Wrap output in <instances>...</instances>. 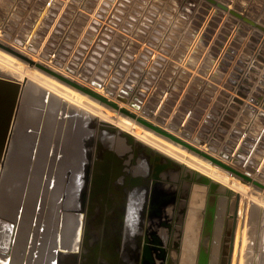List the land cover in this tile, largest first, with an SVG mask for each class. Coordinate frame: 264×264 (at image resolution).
Segmentation results:
<instances>
[{
	"label": "rangeland",
	"instance_id": "374dc122",
	"mask_svg": "<svg viewBox=\"0 0 264 264\" xmlns=\"http://www.w3.org/2000/svg\"><path fill=\"white\" fill-rule=\"evenodd\" d=\"M216 1L264 27V0ZM0 31L11 41L24 44L45 63L67 67L80 79L105 90L114 100L126 101L149 118L154 117L171 132L177 131L214 150L220 147L224 156L234 158L239 165L245 164L248 170L244 171L249 176H253L250 170L264 178L263 31L205 0H0ZM26 64L25 70L30 71L32 67ZM23 104L20 98L17 109ZM69 117L63 114L57 119ZM112 133L114 131H107V135L118 137ZM120 139H124L123 136ZM82 145L91 149L94 141L83 143L82 140ZM125 146V156L122 154L124 170L134 177L136 174L131 170L138 164L141 152H133L128 140H125ZM104 149L101 145L96 150V158L103 169L107 167V159H103L106 164L100 163ZM143 157L148 163V155ZM152 167L147 164L149 171ZM147 174L148 171L144 175ZM161 174L160 180L154 181L150 175L146 176L149 184L144 188V202L140 208L144 210L134 222L135 232L142 231V224L155 213L157 195L152 196V190L170 185L164 182ZM223 174L234 177L227 172ZM184 176L192 179V175ZM184 180H180L185 182L183 186L186 188L179 193L182 196L191 185L189 180ZM193 184L196 185L193 190L197 191L200 183ZM171 190L173 193L179 189L173 187ZM256 191L250 192V196L256 202L264 203L263 191ZM225 194L216 195L208 190L205 200L211 205L217 202L216 219L221 197L228 200L221 236L224 248L232 203L230 195ZM245 200L242 215L246 213L240 217L239 229H243L246 223L252 233L246 249L250 254L247 263L264 264V208H256V202ZM163 208L164 205L160 204L162 213ZM92 210L91 222L96 223L94 219L98 212L94 207ZM100 213L101 218H106L107 208ZM251 216L253 222H250ZM104 222L107 224V220ZM105 232L104 225H95L89 237L99 243ZM137 234L129 240L135 241ZM149 235L147 233L150 240ZM129 243L132 246V242ZM148 243L151 245L150 241ZM125 249L123 247L121 252L129 250Z\"/></svg>",
	"mask_w": 264,
	"mask_h": 264
},
{
	"label": "bare ground",
	"instance_id": "6f19581e",
	"mask_svg": "<svg viewBox=\"0 0 264 264\" xmlns=\"http://www.w3.org/2000/svg\"><path fill=\"white\" fill-rule=\"evenodd\" d=\"M0 41L4 46L17 50L18 53L24 54L35 63L95 91L117 105V110L102 105L35 66H31L30 71L25 70L27 62L0 48V76L18 81L24 90L21 97L24 104L20 109H17L6 155L0 164V264H142L143 259L147 262L153 261L156 253L153 249L154 245H159L161 241H164L161 240L163 228H159L150 218L148 222L142 221L144 224L140 222L142 231L135 232L134 222L138 221V210L144 202V188L149 184L146 176L151 175L152 169H154L153 166L145 176L147 164L155 157H159L161 162L165 164L168 162L172 166L163 175L161 174L165 183L171 184L177 178L183 180L185 179L184 175H192V182L197 183L203 178H207L209 190L215 186L216 194L230 195L232 200L230 204L231 219L229 218L228 240L225 238L227 243L224 242L227 244L225 251L223 252L221 236L223 215L228 200L221 197L220 211L217 212L218 218L213 228L214 243L210 245L212 246L210 255L207 256H210L209 263L211 264H246L248 262L250 254L246 249L252 233L246 223L244 228H241L242 230L239 229L240 217L246 213L244 212L242 215L244 199L248 202L251 201L253 197L250 196V192L257 193L256 190H261L264 193L263 189L235 176L229 177V175L223 174L225 171L222 170V173L219 168L207 160L164 139L153 131L141 127L136 120L121 114L120 110L125 109L135 117L143 118L165 130L168 128L162 127V124L154 117L149 118L140 109L137 110L127 104L128 102L116 101L114 97H109L105 90L80 79L79 75L72 73L67 67L45 63L37 54L23 46L24 44L19 45V43L11 41L1 31ZM57 51L59 52V50ZM57 51L55 55H57ZM52 59L51 61H53ZM63 114H68L70 117L66 120H58L57 117H61ZM107 131H114L118 137L107 135ZM173 131L169 132L173 133ZM173 134L225 164L233 166L232 168L250 177L252 181H259L258 183L264 187L263 177L250 170L249 172L253 176H249L244 171V169L248 170L245 164L239 165L234 158L224 156L220 147L214 150L207 144H201L177 131H174ZM120 136H123L124 139H120ZM82 140L83 143L93 140L94 145L91 146V149L85 148L83 147L85 144L82 145ZM125 140L131 142L133 152H141L138 156V164L131 171L138 174L137 177L145 176L144 184L131 189L125 185L129 175L124 174L117 180L120 183L117 184L116 189L113 188V184L110 189L108 187L105 200L104 195H96V189L102 182L109 183L110 178L125 172L120 169L119 164L123 160L122 154L127 149ZM101 145L105 147L103 153V158L107 159L105 168L112 175L105 173L103 168L101 169L96 158V150ZM111 148L113 155L110 154ZM147 153L148 163L143 160V155ZM238 168L243 169L244 172L242 173ZM232 182L238 186L233 185ZM152 191V196L157 195V198L163 194L161 186L155 187ZM198 198H202V195H199ZM193 202L195 203V201ZM196 202L200 204L201 200L197 199ZM251 202L255 203L256 201L253 199ZM259 206L264 208V203L260 200L254 207L258 208ZM93 207L95 212H98L94 219L96 223L91 222ZM106 208L107 217L101 218L100 212ZM256 208L251 209L257 211ZM256 213H254L255 217ZM109 215H114V217ZM112 219H114L113 223H111ZM104 220H107V224ZM198 223L199 219L196 218V213L191 214L187 223V235L191 243L198 235ZM95 225L97 227L104 225L106 229L104 237L99 238L101 239L99 243L94 240V237H89L90 231L93 232ZM42 229H44L43 232ZM137 232L139 233L137 234ZM147 233L150 234L151 245L144 241ZM154 233L156 234L154 235ZM133 234H137L135 241L134 239L129 240ZM210 236L212 235L210 234ZM263 243L259 242L260 245ZM119 246H122L121 249L126 247L129 250L125 249L126 253H122L121 249H118ZM145 247L148 250H145ZM164 247L162 246V249ZM259 247L262 248V246ZM36 254L38 255L35 258ZM224 254H226L225 259ZM131 257L135 258L131 259Z\"/></svg>",
	"mask_w": 264,
	"mask_h": 264
},
{
	"label": "water",
	"instance_id": "95a60500",
	"mask_svg": "<svg viewBox=\"0 0 264 264\" xmlns=\"http://www.w3.org/2000/svg\"><path fill=\"white\" fill-rule=\"evenodd\" d=\"M205 1L211 3L212 5H215L216 7H218L219 9H221L225 12L230 13L234 17L241 19L242 21L249 24L250 26H253V27L257 28L258 30L264 32L263 26L256 24L253 20H251L249 18L243 17L240 13H238L235 10H231L225 4L217 2L216 0H205ZM0 48L11 53V54H13V55H15V56H17L21 60L27 62L30 66H35L37 69H39V70H41V71H43V72H45L51 76H54L55 78L62 81L63 83L75 88L76 90L83 93L84 95L89 96L91 99L98 101L100 104L117 110V105L115 103L110 102L107 98L96 93L95 91H93L87 87H83V86L79 85V83L77 84L73 81L68 80L67 78H64V77L56 74L52 70L45 68L41 64L35 63L34 61L29 59L28 57L16 52L15 50H12L11 48H9L7 46H4L1 43H0ZM21 94H22V85L18 81L11 79V78H8V77L0 76V164L3 162L5 155H6L9 136H10L11 128H12V125H13V122L15 119V115H16L17 108L19 105V100L21 98ZM120 113L125 115V116H128L129 118L136 120V122L138 124H140L141 126L146 128L147 130L149 129L150 131H153L154 133L163 137L164 139L185 148L187 151L193 153L196 156L201 157L204 160H207L213 166H216L217 168H219V169L243 180L246 183H251V184L255 185L256 187H258L259 189L264 190V187L261 184H259L258 182L252 181L250 177H248L244 174H241L239 171H237L234 168H232L231 166L225 164L221 160H218L215 157L197 149L193 145L187 143L185 140L180 139L175 134H173V133H171V132H169V131H167V130L159 127V126H155L143 118H137V117H135L134 114L129 113L125 109H121ZM110 154L113 155L112 152ZM147 155H148V153H147ZM116 157L118 158V156H116ZM103 159H104L103 157H102V159H100L101 164L105 163V162H103ZM133 163H135V162H133ZM119 164H120V169H122V171H123L125 169V165H123V160H121L119 162ZM149 164L154 166V169H152L153 172L150 175V177L153 179V181L158 180L160 178L159 175L161 173L167 171L168 168L172 167V166H170V164L168 162L166 164L160 163L159 157L152 158V161H150ZM102 170H104L105 173H109L110 175H112L111 172L107 171L106 168H104ZM148 170L149 169H147V171ZM124 174L129 175V176H127V183L125 184L129 188L132 189L136 186H140V185L144 184L143 183L144 176H139L136 178L135 176L133 177V176H131V174H129V173H127V171H125V172H121L120 174H116V177L110 178L111 180L108 181L109 183H107V181L102 182L96 189V195H104L107 198L108 187L110 189L111 184H113L114 185L113 188L116 189L117 184H115V183ZM137 180H139V181H137ZM147 180L149 181V178H147ZM208 183H209V180L207 178H203L201 180V185H199V187H197L198 190L196 191L197 193H195L196 195L194 197L195 204H196V206H198V213L196 214V218L199 219V223H200V224L198 223V229H197L198 231H200V229L202 227L201 223H202V219H203V211L205 209V204H206L205 200L207 197V192L209 190V187H207ZM122 186L124 187V185H122ZM214 188H215V186H212L210 188L209 192L213 193ZM199 195H202V198H198ZM197 199L201 200L200 204H198L196 202ZM215 211H216V202L212 205L209 204L208 212L210 214V220L207 223L208 224L207 225L208 234H211V232L213 230V218L215 217ZM144 239H145L144 241L146 243L150 241L147 235ZM145 250H148L147 247H145ZM200 260H201V264H207L208 263V256H206V254L202 253ZM145 262L146 261L143 259L142 264H144ZM149 262L151 263L152 261H149Z\"/></svg>",
	"mask_w": 264,
	"mask_h": 264
},
{
	"label": "flooded vegetation",
	"instance_id": "af4514ba",
	"mask_svg": "<svg viewBox=\"0 0 264 264\" xmlns=\"http://www.w3.org/2000/svg\"><path fill=\"white\" fill-rule=\"evenodd\" d=\"M183 177L185 178V176ZM177 179L174 181V183H171L170 185L165 184L166 187L161 186L163 188V194L160 196V198H155L156 200L154 201L158 205L154 207L153 212L155 213L153 214L152 220L156 223V225L159 228L161 229L163 228L162 229L163 236L161 240H164V241H161L159 245H154L153 249H155L154 251L156 253L153 257L154 258L153 261L155 263L153 261L151 263L148 261L149 264H201L200 259H201L202 253L206 254V256L210 255V250H211L210 247H212L210 245L212 244L211 241L213 240L211 237L213 236H210V234H208V227H207L208 225L207 223L210 220V214L208 212L209 201L205 204V209L203 211V219L201 223L202 227L200 231H198V235L196 236V238L191 243L189 242V238L187 235V223H188V219H190L191 214L198 213V206H196V204L193 202L194 197L196 195L195 194L196 190H193V187L195 188L196 185H194L193 183H196V182H192L191 179L189 180L185 178L184 181L189 180L191 185L189 186V189L184 191L185 194L182 196L179 193H182L183 191L182 189L185 188L183 186L185 182L181 183L180 179L179 178ZM158 180H160V178ZM197 183H200L201 185V181ZM173 187L178 188L179 190L174 191L172 193L171 189ZM213 193L216 194V191H214ZM216 200H218V197H216ZM160 204L164 205L163 213L159 209ZM181 204L182 206H180ZM216 206H217V203H216ZM143 210L144 208L139 209L138 219L140 217V214L143 212ZM215 214H216V211H215ZM214 218L216 219V215ZM214 218L213 220H215ZM214 226L215 225L213 222V228ZM213 230L211 232V235H213ZM155 234L156 233H154V235ZM162 246H165V247L162 249ZM224 251H225V248L223 252ZM224 255L226 256V254ZM209 259H210V256H208V264H211L209 263L210 262Z\"/></svg>",
	"mask_w": 264,
	"mask_h": 264
}]
</instances>
